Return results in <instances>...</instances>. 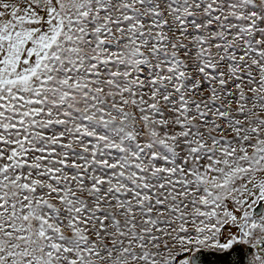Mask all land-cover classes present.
Segmentation results:
<instances>
[{"label": "snow or ice", "instance_id": "6c2138e0", "mask_svg": "<svg viewBox=\"0 0 264 264\" xmlns=\"http://www.w3.org/2000/svg\"><path fill=\"white\" fill-rule=\"evenodd\" d=\"M0 264H264V0H0Z\"/></svg>", "mask_w": 264, "mask_h": 264}]
</instances>
